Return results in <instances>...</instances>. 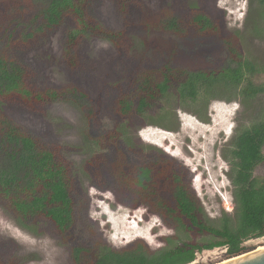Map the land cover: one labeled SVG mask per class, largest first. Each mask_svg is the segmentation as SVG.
Returning <instances> with one entry per match:
<instances>
[{
  "label": "trees",
  "instance_id": "16d2710c",
  "mask_svg": "<svg viewBox=\"0 0 264 264\" xmlns=\"http://www.w3.org/2000/svg\"><path fill=\"white\" fill-rule=\"evenodd\" d=\"M113 1L123 20V28L116 32L106 30L95 19L94 0H0V202L20 227L31 230L39 224L48 225L64 243L77 224L76 199L81 190L62 147L45 143L17 125L2 105H17L42 114L50 104L68 102L87 120L92 119L94 111L88 107V95L74 84L37 88L35 72L21 60L24 52L37 48L65 24L62 62L75 74L84 68L79 52L84 40H106L119 51L126 29L135 23L147 32L161 31L195 40L213 38L225 52L219 67L186 69L164 63L135 68L127 90L120 91L113 101L119 121L112 130L94 138L101 149L106 142L122 148L117 147L111 156L94 153L85 162L97 190L109 189L126 207L144 206L175 233L162 236L165 245L157 249L149 248L142 239L115 248L86 224L89 241L71 245L69 261L190 264L197 253L216 248H224L227 258L245 253V241L264 237V178L253 175L255 167L264 161V105L248 124L238 126L221 152L229 165L233 209L216 223L206 216L191 187L188 170L160 149L135 141L127 130L130 124L145 122L174 131L176 127L168 126L171 102L197 109L192 113L206 122V109L213 100L237 99L245 105L264 96V76L257 81L264 74V64L250 59L240 47L244 35L264 40V0H250V23L242 34L225 30L214 0H196L182 6L161 3L157 14L147 12L138 0ZM155 104L160 110L152 116L149 112ZM130 156L135 159H128ZM188 236L202 238L196 242Z\"/></svg>",
  "mask_w": 264,
  "mask_h": 264
},
{
  "label": "rangeland",
  "instance_id": "374dc122",
  "mask_svg": "<svg viewBox=\"0 0 264 264\" xmlns=\"http://www.w3.org/2000/svg\"><path fill=\"white\" fill-rule=\"evenodd\" d=\"M138 1L147 12L157 14L161 3L182 6L196 0ZM214 3L222 13L225 30L244 33L250 23V0H214ZM93 13L106 30L116 32L123 28V20L113 0H94ZM65 29V24L57 28L37 48L24 52L21 60L35 72L37 88H63L74 84L83 90L89 98L88 107L94 111L92 119L87 120L75 105L68 102L50 104L42 114L17 105L2 107L23 129L45 143L62 147L63 157L72 164L74 179L81 190L76 199L79 206L77 224L70 230L68 242L64 243L48 225L39 224L31 230L20 227L13 214L0 202V264H70L69 247L85 245L89 241L86 224L115 248L135 239H142L151 249L163 247L161 237L173 235L174 229L144 206L126 207L109 189L97 190L91 184L85 162L94 153L111 156L117 147L122 148L120 144L106 142L101 149L94 138L112 130L119 121L112 109L113 101L120 91L127 90L135 68H153L169 63L186 69H207L219 67L225 54L216 39L195 40L161 31L147 32L135 23L126 29L119 51L106 40H84L79 50L84 68L73 74L62 62ZM240 47L250 59L259 65L264 64V40L244 35ZM263 76L260 75L257 81ZM263 105L264 96L245 105L237 99L231 102L213 100L204 116L208 119L202 122L192 113L197 109L174 106L171 102L168 126L176 127L174 131L136 122L130 124L127 132L135 141L160 149L188 170L191 187L206 216L216 223L223 213L229 214L233 209L232 187L227 177L229 165L221 152L227 148L238 126L248 124ZM159 110L160 105L155 104L149 114L156 116ZM262 153L264 156V147ZM253 175L264 178V161L255 167ZM188 237L196 242L202 238ZM242 245L245 253L252 252L264 247V237L249 239ZM227 259L225 249L216 248L197 253L190 264H219Z\"/></svg>",
  "mask_w": 264,
  "mask_h": 264
},
{
  "label": "water",
  "instance_id": "95a60500",
  "mask_svg": "<svg viewBox=\"0 0 264 264\" xmlns=\"http://www.w3.org/2000/svg\"><path fill=\"white\" fill-rule=\"evenodd\" d=\"M219 264H264V248L231 257Z\"/></svg>",
  "mask_w": 264,
  "mask_h": 264
},
{
  "label": "bare ground",
  "instance_id": "6f19581e",
  "mask_svg": "<svg viewBox=\"0 0 264 264\" xmlns=\"http://www.w3.org/2000/svg\"><path fill=\"white\" fill-rule=\"evenodd\" d=\"M262 248H264V247H261V248H259V249H257V250H260V249H262Z\"/></svg>",
  "mask_w": 264,
  "mask_h": 264
}]
</instances>
